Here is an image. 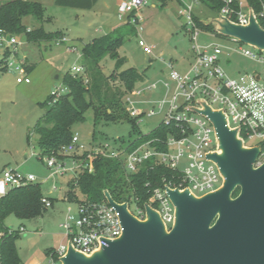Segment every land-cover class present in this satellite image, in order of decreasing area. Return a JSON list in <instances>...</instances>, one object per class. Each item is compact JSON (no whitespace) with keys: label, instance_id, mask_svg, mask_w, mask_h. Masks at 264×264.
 Segmentation results:
<instances>
[{"label":"built area","instance_id":"obj_1","mask_svg":"<svg viewBox=\"0 0 264 264\" xmlns=\"http://www.w3.org/2000/svg\"><path fill=\"white\" fill-rule=\"evenodd\" d=\"M222 1L224 5L217 12L216 17H226L240 25L249 24L251 8L246 0ZM234 2H237L238 8L233 6ZM146 3L147 0H127L120 4L118 14L119 16L132 14V23L137 28V24L142 21L137 11ZM180 12L187 17L186 29L192 43L193 61L185 71L176 68L172 60L165 62L167 71L165 78L152 80L145 78L123 98L128 114L137 119L138 124L145 116L161 115L160 123L171 128L166 139L146 141L129 151L127 144L119 145L116 139L99 145H89L81 139L78 132H74L71 142L65 145L59 154L68 157L66 161L71 160L74 164L73 168H67L66 161H63L59 155H45V163L51 170L48 179H54L52 190L60 189V185L55 180L57 175H64L69 170L75 172L76 176L77 172L84 169H88L90 173L94 172L93 159L96 156L121 160L128 174L137 173L146 161L153 160L156 165H162L176 172L178 177L172 182H164L162 186L154 188L145 203H141L138 197H131L130 201L125 202L128 203L131 213L140 220L148 218L147 206L155 209L167 229L171 230L175 222L176 207L167 192L168 187L188 189L192 194L200 197L217 190L223 183L224 178L220 168L208 157L210 153L218 150L216 128L208 116L195 110L204 108L203 102L215 110L225 112L229 126L239 128V135L246 146H260L261 152L255 165L264 162V75H262L264 51L242 43L235 37H228L229 41L236 44L232 50L239 51L247 58L263 65V73L244 71L231 76L221 64L224 54L222 46L215 42L200 43L199 35L203 30L198 27L194 19V5ZM255 15L258 19L256 13ZM259 15L264 21V4ZM216 33L218 32L208 31L213 37H217ZM67 40L64 36L59 43ZM22 43V35H11L0 31V45L9 51L3 64L6 70L16 68L26 73L24 60L21 61L22 64L10 60L11 56L17 55ZM139 44L146 54H153V46L148 45L143 39L139 40ZM70 50L76 49L70 48ZM84 72V67L81 65L73 66L71 71L74 75H84ZM84 78L88 81L85 75ZM65 89L64 86V89L59 88L53 93L55 95L53 103L64 94ZM156 141L160 142L161 148L154 145ZM28 183H37L36 177L32 174L24 176L15 169H4L0 174V198L12 188ZM63 199L76 203V208L68 207L61 224L67 239L66 244L49 251V261L46 264H62L61 259L67 253L69 243L75 250L91 254L106 246L108 241L122 235L124 227L120 213L106 198L100 202L86 199L72 202L64 195ZM131 202L136 206L135 211L130 207ZM42 203L47 209L53 206L52 200L45 195ZM21 231H24L23 227Z\"/></svg>","mask_w":264,"mask_h":264},{"label":"rangeland","instance_id":"obj_2","mask_svg":"<svg viewBox=\"0 0 264 264\" xmlns=\"http://www.w3.org/2000/svg\"><path fill=\"white\" fill-rule=\"evenodd\" d=\"M6 1L8 0H0V4ZM30 1L43 4L45 16L48 19L44 28L51 32L63 31L68 41L64 43L28 42L27 44L23 40L17 55L11 56L10 60L18 64L24 60L25 68L31 66L30 61L34 64L33 68L26 70V73L16 68L0 70V174L7 168L15 169L24 176L32 174L46 194L51 193L59 197L69 190L68 184L72 178L76 177V174L69 170L64 175H57L55 180L60 185V189L52 190L54 179H48L51 170L45 163L46 156L40 155V149L37 146L38 136L33 131L51 105L48 102L51 94L59 88L64 89L63 80L66 73L71 72L73 66L83 65L84 44L103 35L105 28H114L128 21L132 22L133 17H130L129 13L119 16L115 0H101L97 8L93 10L59 6L55 0ZM105 2L110 5L107 11L103 9ZM190 5H194V14L204 22L214 19L217 15L196 0H167L166 2L147 0V3L137 11V15L142 18V21L137 24V31L125 35L124 44L119 50L120 55L125 58L121 69L136 67L141 71L145 70L146 76L151 80L165 78L167 73L165 62L172 60L175 61L176 68L185 71L194 56L190 34L186 29L187 17L180 11ZM244 7H246L245 1ZM26 23L30 28L39 26L38 22L32 18H28ZM140 39L153 46V54H146L139 44ZM199 40L202 44L215 42L222 46L224 54L221 64L229 75L235 76L244 71L263 73V65L247 58L239 51L232 50L236 44L227 38L213 37L208 34V31L203 30L200 32ZM71 46H76V50L71 51L69 48ZM5 51V47L0 45V60ZM151 59L154 60L153 65H150ZM183 64L184 66L181 67L180 65ZM2 66L0 65V68ZM100 69L114 89L122 86L118 77H112L115 70L114 60L109 57L104 58L100 63ZM162 70H164L163 74ZM66 91L65 89L64 93ZM130 119L135 118L130 116ZM131 120L115 122L102 120L95 125L94 113L90 109L86 112V121L76 124L73 131L78 132L81 139L89 145H99L114 139L122 145L135 139L139 132L148 133L155 129L162 117L161 115L145 116L140 124L137 119L135 124ZM93 132L95 136H92ZM31 133L30 144L28 138ZM59 156L63 161L69 159L65 155ZM73 166L71 160L66 161L67 168H73ZM80 172L81 170L77 172V175ZM74 191L80 195L77 188ZM69 206L75 209L76 203H67L58 199L39 217L21 220L15 215H10L5 219L6 226L19 232L16 244L22 256L28 255L30 260L34 259L40 264H46L49 261L47 250L57 249L61 244H66L67 239L61 224ZM130 207L135 211L134 202L130 203ZM22 224L26 226L25 232L21 231Z\"/></svg>","mask_w":264,"mask_h":264},{"label":"trees","instance_id":"obj_3","mask_svg":"<svg viewBox=\"0 0 264 264\" xmlns=\"http://www.w3.org/2000/svg\"><path fill=\"white\" fill-rule=\"evenodd\" d=\"M99 0H55L59 6L77 9H92ZM165 2V0H163ZM200 3L214 11L216 14L223 7L222 0H198ZM258 16L259 22L264 28V21L260 18V11L264 0H246ZM238 8L237 2L233 3ZM132 17V14H130ZM28 18L38 22L39 26L30 28L26 23ZM194 19L202 30L215 32L213 25L206 24L198 16ZM48 19L45 16V8L42 3L30 0H8L0 4V31L8 34L22 35L31 43L43 41H60L64 37L61 30L47 31L44 28ZM137 31L136 26L126 22L113 31L93 38L83 46L84 76L66 73L63 85L67 89L56 102L51 94L48 102L50 107L44 117L37 123L34 133L37 134V146L40 155H59L65 145H68L74 135L73 127L86 121V112L90 109L94 113L95 125L102 120L106 122L118 120H131L123 98L132 91L135 86L146 78L145 70L136 67L121 69L125 58L120 55V48L124 44L125 35ZM217 37L227 36L216 33ZM63 43V42H60ZM9 51H5L0 65L5 63V57ZM109 57L115 62V70L112 77H118L122 86L114 89L107 76L100 69L101 61ZM33 66H26L31 70ZM1 71L6 67H1ZM44 106V104H42ZM134 124L136 120H131ZM170 126L160 123L148 133L139 132L138 136L127 144L132 151L141 143L159 138L165 140ZM32 133L29 135V143ZM95 136V132L92 133ZM124 142L123 140H121ZM125 144V143H123ZM155 146L161 148L160 142ZM163 147V146H162ZM95 170L90 173L88 169L82 170L68 184L66 196L70 201L86 199L93 202L105 200L104 191L108 190L117 202L130 201L131 197H138L141 203H145L154 188L160 187L164 182L176 180L178 174L162 165H156L153 160L146 161L142 168L134 174H128L123 162L116 158L96 156L93 159ZM78 189L79 194L74 190ZM82 196V197H81ZM44 197L40 183H28L12 188L5 196L0 198V262L1 264H20V257L16 241L19 232L5 225V219L15 215L21 220L39 217L47 208L42 203ZM53 202V198H50ZM53 250V249H51ZM49 250V251H51Z\"/></svg>","mask_w":264,"mask_h":264},{"label":"water","instance_id":"obj_4","mask_svg":"<svg viewBox=\"0 0 264 264\" xmlns=\"http://www.w3.org/2000/svg\"><path fill=\"white\" fill-rule=\"evenodd\" d=\"M205 23L264 51V28L252 8L247 25L221 16ZM203 106L195 110L216 128L218 150L208 157L220 168L221 187L200 197L188 189L168 187L176 207L171 230L155 209L147 206L148 218L140 220L127 202L115 201L105 190V198L120 213L122 235L91 254L69 243L62 264H264V162L255 165L261 147L246 146L223 110L205 102ZM237 188L240 193L233 197Z\"/></svg>","mask_w":264,"mask_h":264},{"label":"crops","instance_id":"obj_5","mask_svg":"<svg viewBox=\"0 0 264 264\" xmlns=\"http://www.w3.org/2000/svg\"><path fill=\"white\" fill-rule=\"evenodd\" d=\"M125 1H127V0H115V5L117 6V8H119V6H120V4L122 3V2H125ZM163 1V0H162ZM167 0H165V2H166ZM100 2H101V0H99L98 2H97V4L92 8V9H90V10H93V9H95V8H97V6L100 4ZM164 2V1H163ZM104 4V3H103ZM105 8V9H104ZM103 9H104V11H107V10H109L110 9V5L107 3V2H105V6L103 5ZM130 15V14H129ZM47 22V21H46ZM129 22V21H128ZM118 27H120V26H118ZM117 27H114V28H105L106 29V31H105V33L104 34H106V33H109V32H111V31H113L114 29H116ZM65 34V36H66V33H64ZM67 38V37H66ZM22 40H24V41H26L27 42V44H29L28 42L29 41H27L24 37L22 38ZM68 41V40H67ZM31 43V42H30ZM26 44V45H27ZM69 48H74V49H76V46H71V47H69ZM175 62V61H174ZM150 65H153L154 64V60L153 59H151L150 60ZM29 64H31V66H34V64H32L30 61H29ZM181 67L182 66H184V64L183 65H180ZM166 70V69H165ZM167 72V71H166ZM162 74L164 73V70H162V72H161ZM166 75H167V73H166ZM165 75V76H166ZM146 78H148L147 76H146ZM148 79H150V78H148ZM66 191H65V193H63V195H61V196H55V195H52L51 193H49V194H46L44 191H43V194L45 195V196H47V197H49V198H53V205H54V202L56 201V200H58V199H61V200H63V201H65V202H67V203H70L68 200H64L63 198H64V195L66 196ZM53 196H55V197H53ZM20 227H23L24 228V232L26 231V226L24 225V224H22ZM66 239V238H65ZM50 249H48L47 251H49ZM18 254H19V257H20V264H40L39 262H38V260H34V259H29V257H28V255L26 256V255H24V256H22L21 255V252H20V249L18 248ZM26 254V253H25Z\"/></svg>","mask_w":264,"mask_h":264},{"label":"flooded vegetation","instance_id":"obj_6","mask_svg":"<svg viewBox=\"0 0 264 264\" xmlns=\"http://www.w3.org/2000/svg\"><path fill=\"white\" fill-rule=\"evenodd\" d=\"M258 166H260V165H258ZM258 166H256V167H258ZM239 193H240V188H237L236 191L233 194V197L238 196Z\"/></svg>","mask_w":264,"mask_h":264}]
</instances>
